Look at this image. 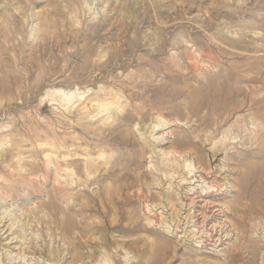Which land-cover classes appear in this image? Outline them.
I'll use <instances>...</instances> for the list:
<instances>
[{
    "label": "rangeland",
    "instance_id": "rangeland-1",
    "mask_svg": "<svg viewBox=\"0 0 264 264\" xmlns=\"http://www.w3.org/2000/svg\"><path fill=\"white\" fill-rule=\"evenodd\" d=\"M0 264H264V0H0Z\"/></svg>",
    "mask_w": 264,
    "mask_h": 264
},
{
    "label": "bare ground",
    "instance_id": "bare-ground-1",
    "mask_svg": "<svg viewBox=\"0 0 264 264\" xmlns=\"http://www.w3.org/2000/svg\"><path fill=\"white\" fill-rule=\"evenodd\" d=\"M61 92H58V94L60 95V96H63L64 94H60ZM84 94V93H83ZM98 94V93H97ZM65 96V95H64ZM67 96H68V98H71L70 100L69 99H65V101L66 100H69V101H71V100H73V99H79L78 98V93L76 92V91H70V92H68L67 93ZM88 97V96H87ZM94 100V99H93ZM79 101H80V99H79ZM79 106V105H78ZM73 107H74V105H73ZM152 125H153V123H152ZM169 127H171V126H169ZM151 128V134H154V135H156V136H158V138H157V140L159 141V145L160 146H163V145H169L170 146V144H172V141L170 140V138H169V134H168V132H169V128L168 127H160L159 126V122H156V123H154V125H153V127H149V129ZM168 130V131H167ZM148 132V131H147ZM170 133V132H169ZM171 135H172V133H171ZM156 138H155V140H156ZM150 140L148 141L150 144H152L151 146H154V142H155V140H152L151 138H149ZM153 141V142H152ZM146 142V141H145ZM156 145V144H155ZM150 146V145H149ZM160 148V147H159ZM172 148H174V147H172ZM153 149V148H152ZM155 149V148H154ZM153 149V150H154ZM163 149V148H162ZM165 150V149H164ZM163 151V150H162ZM158 152V151H157ZM177 153H179V152H177ZM168 154V153H167ZM171 153H169V155H170ZM180 154V153H179ZM183 156V155H182ZM181 157V156H180ZM182 160V159H181ZM180 160V161H181ZM180 163V162H179ZM182 164V163H181ZM183 167H184V164L182 165ZM186 168L187 167H185V170H186ZM183 169V168H182ZM188 169V168H187ZM191 171V170H190ZM189 171V172H190ZM200 171V170H199ZM198 171V172H199ZM175 173H176V171H174ZM197 173V172H196ZM114 175V174H113ZM109 176H111V175H109ZM115 176V175H114ZM183 176V175H182ZM185 176L186 175H184V178H185ZM116 177V176H115ZM194 177H195V175H194ZM183 181V180H182ZM188 181V180H187ZM191 182V181H190ZM189 182V183H190ZM184 183V182H183ZM187 184H188V182H187ZM226 213V212H225ZM222 215H220V217H221ZM222 219V218H221ZM226 220V219H225ZM227 223V222H226ZM228 226L227 224H225L224 222H222V226ZM221 226V227H222ZM229 227V226H228ZM212 232V231H211ZM212 235V234H211ZM215 235V234H214ZM213 237V236H212ZM211 237V238H212ZM216 237V236H215ZM202 238H204V237H202ZM214 238V237H213Z\"/></svg>",
    "mask_w": 264,
    "mask_h": 264
}]
</instances>
